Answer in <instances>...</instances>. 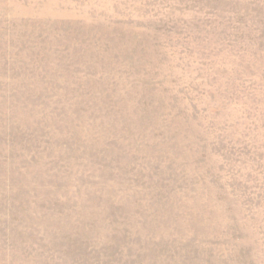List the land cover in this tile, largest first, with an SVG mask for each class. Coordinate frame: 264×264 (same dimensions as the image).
I'll return each mask as SVG.
<instances>
[{"label": "rangeland", "instance_id": "374dc122", "mask_svg": "<svg viewBox=\"0 0 264 264\" xmlns=\"http://www.w3.org/2000/svg\"><path fill=\"white\" fill-rule=\"evenodd\" d=\"M0 264H264V0H0Z\"/></svg>", "mask_w": 264, "mask_h": 264}]
</instances>
